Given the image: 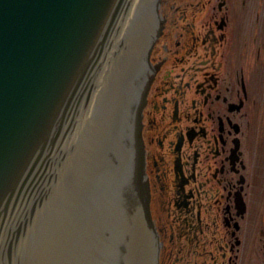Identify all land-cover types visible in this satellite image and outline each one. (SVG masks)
<instances>
[{
	"label": "flooded vegetation",
	"instance_id": "1",
	"mask_svg": "<svg viewBox=\"0 0 264 264\" xmlns=\"http://www.w3.org/2000/svg\"><path fill=\"white\" fill-rule=\"evenodd\" d=\"M102 81L138 124L136 264H264V0H135Z\"/></svg>",
	"mask_w": 264,
	"mask_h": 264
},
{
	"label": "water",
	"instance_id": "2",
	"mask_svg": "<svg viewBox=\"0 0 264 264\" xmlns=\"http://www.w3.org/2000/svg\"><path fill=\"white\" fill-rule=\"evenodd\" d=\"M134 1L0 0V264H35L63 156ZM135 136L130 190L148 218Z\"/></svg>",
	"mask_w": 264,
	"mask_h": 264
},
{
	"label": "rangeland",
	"instance_id": "3",
	"mask_svg": "<svg viewBox=\"0 0 264 264\" xmlns=\"http://www.w3.org/2000/svg\"><path fill=\"white\" fill-rule=\"evenodd\" d=\"M121 106H114V108L111 106L107 111L120 119ZM86 115L82 123H86ZM110 126V124L105 126L107 134L102 132L97 135V139L99 135L105 137L107 142L105 148H110L109 143L111 142L119 143L120 141V133L109 135ZM82 151L83 148H80L76 161L83 160ZM106 151L110 152L111 149ZM105 159L111 162V159L108 156L105 158L103 154L97 157V163L101 164ZM109 163L108 166L105 164L103 166L105 175L109 176L110 186L107 187L109 195L99 196V192H96L95 199H89L82 211L76 208L82 199L85 201L84 195L79 192L77 193L78 200H76V195L70 199L67 195H65L67 198L65 196L55 198L59 200L53 208L49 209L35 264H136V257H138L137 225L135 219L130 220L131 212L126 199L122 196L115 198L112 193L114 192L112 180L114 178L119 180V161L113 163L112 160V163ZM58 184L59 181H56L53 188ZM110 195L114 199L107 203L106 200L110 198ZM113 201L115 202L114 207L112 206ZM89 217H94L96 224H93L92 219L91 221L82 220V218L86 220ZM126 226L131 231L124 236ZM90 230L94 233L91 238L88 237Z\"/></svg>",
	"mask_w": 264,
	"mask_h": 264
},
{
	"label": "bare ground",
	"instance_id": "4",
	"mask_svg": "<svg viewBox=\"0 0 264 264\" xmlns=\"http://www.w3.org/2000/svg\"><path fill=\"white\" fill-rule=\"evenodd\" d=\"M97 88H99V86H97ZM100 90H102V88L99 90L97 89L98 92L96 91L97 93L93 96L87 106V110L85 112V114H87L86 123H82V120L80 121L71 139L69 147L63 156L55 180V182L59 181V184L53 188L50 208H53L58 202L59 199L55 200L56 197H64L67 195L70 199L73 195H76V200H78L79 197L77 193L79 192L81 195H84L85 201L82 199V201L77 204L76 208L79 211H82L86 207L85 204L88 203L87 201L89 199H95L94 195L96 192H99V196L109 195V191L107 190V187L110 186V183L108 182L109 176L108 174L105 175L103 168L104 164L108 166L109 161L105 159L101 162V164L97 163V157L104 154L105 158L108 156L111 159L110 163H112V160L113 163L114 161H119V180H115V178L112 180V187L114 190L112 193L115 198L122 196L123 199H126L131 212L130 220L132 221V219H135L134 221L137 225L138 213L135 207L134 195L130 190L136 181L134 178L131 179L130 176V170H133V168L130 161L131 148L127 147L129 139L126 132L130 130V127L129 124L121 118L119 119L116 115L107 111V109H110L112 105L113 106L111 108H114V106H120L119 102L123 94L117 89H114V91L110 89V95L108 96L105 93V95L99 93ZM121 117L125 119L126 116L123 115ZM108 124L111 125L109 135L112 136L116 133H120V141L119 143L111 142L109 143L110 148H105L104 146L107 145L105 137L99 135L97 139V135L102 132L107 134L105 126ZM80 148H83V151L81 152V158L83 160L76 161L77 156H79ZM105 149H111V151L107 152ZM127 149L129 150V153H127ZM67 196L65 197L67 198ZM112 199L114 198L110 195V198L107 199L106 202L108 203ZM114 204L115 202L113 201V207ZM93 218L94 217H89V219L86 220L82 218V220L91 221L92 219L93 224H96V221ZM127 227L128 226H126L124 236L128 235L131 231V229H127ZM82 228L83 226L81 229ZM136 231L138 236V228H136ZM93 234V231L90 230L88 237L91 238Z\"/></svg>",
	"mask_w": 264,
	"mask_h": 264
}]
</instances>
